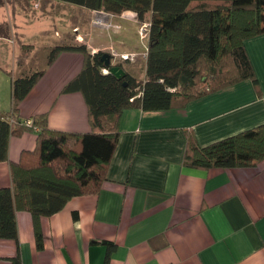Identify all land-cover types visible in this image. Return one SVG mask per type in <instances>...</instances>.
I'll return each mask as SVG.
<instances>
[{"label":"crops","instance_id":"crops-1","mask_svg":"<svg viewBox=\"0 0 264 264\" xmlns=\"http://www.w3.org/2000/svg\"><path fill=\"white\" fill-rule=\"evenodd\" d=\"M51 21L59 24L57 17ZM39 23L17 16L13 34L0 39V58L10 41L17 57L24 54L25 63L18 60L14 66L18 73L47 67L20 111L25 116L47 112L57 130H91L83 93L65 90L81 71L84 55L63 51L48 65L51 47L60 43V28ZM96 33L99 46L92 51L118 52L108 33ZM245 45L262 96L245 79L184 107L125 108L117 147L95 195L74 196L61 210L40 216L42 247L37 246L31 212L17 210L19 243L0 237V264H264V159L254 166L209 169L183 162L186 128L205 145L264 123V34ZM39 55V64L31 61ZM117 59L121 57H112ZM5 69L15 74L9 66ZM10 107L11 89L0 97V111ZM36 142L33 132L13 136L9 158L19 161ZM10 184L9 162L0 161V186Z\"/></svg>","mask_w":264,"mask_h":264},{"label":"trees","instance_id":"trees-1","mask_svg":"<svg viewBox=\"0 0 264 264\" xmlns=\"http://www.w3.org/2000/svg\"><path fill=\"white\" fill-rule=\"evenodd\" d=\"M62 1L114 14L131 9L140 20L147 16L148 51L142 77L124 68L126 76L118 79L104 71L101 55L105 51L93 53L79 41L51 47L48 65L63 51L84 55L81 71L65 90H80L84 95L91 124L85 132L51 128L47 112L21 113L22 100L46 66L18 74L5 69L11 77V107L0 111V161L9 162L11 184L0 186V237L19 243L16 212L28 210L39 247L43 246L40 216L61 210L74 196L95 195L99 189L118 144L117 127L125 108L184 107L245 79L263 94L245 41L264 34V0ZM25 132L36 134L35 149L23 151L19 161H12L9 142ZM185 132L186 165L203 169L254 166L264 159V123L205 145L189 129Z\"/></svg>","mask_w":264,"mask_h":264},{"label":"rangeland","instance_id":"rangeland-1","mask_svg":"<svg viewBox=\"0 0 264 264\" xmlns=\"http://www.w3.org/2000/svg\"><path fill=\"white\" fill-rule=\"evenodd\" d=\"M17 16L24 17L25 19L34 17L36 21L41 22L39 24L49 23L51 27L50 30L60 28L57 30L60 36V42H85L91 51L93 48L97 49L99 46L97 41L99 37L96 32L102 31L100 36H105L106 32V34L108 33L107 36L114 44L112 48H117L120 54L109 48L92 52H108L111 55V65H117L122 62L123 64H120V66L131 71L137 75V77H142L141 75L145 70L148 51L147 36L150 20L146 18L147 16L145 20H140L137 12L131 9H126L120 14H114L106 10L90 9L62 0H0L1 40L4 41L8 39V35L13 34ZM56 17L59 19V24H54L55 22L53 23V21H51ZM121 24L124 25V29L126 28L124 36L120 34L119 27ZM92 35H95L94 37L96 38L94 39ZM120 40H122V42L124 41V44L121 43ZM9 43L10 48L7 47L4 51V57L0 58V97L7 96L11 89V78L4 70L5 66L12 68L16 74L18 71H15L14 66L18 63V60L21 66L25 63L24 54H20L19 57H17V55H15L17 52L15 53L13 50V45L15 44L13 41ZM16 44H19V42L17 41ZM114 55L117 57L120 56L121 60L117 59L112 61ZM33 59L36 64H39L41 56H33L31 61ZM104 71L108 72L109 68L105 67Z\"/></svg>","mask_w":264,"mask_h":264},{"label":"water","instance_id":"water-1","mask_svg":"<svg viewBox=\"0 0 264 264\" xmlns=\"http://www.w3.org/2000/svg\"><path fill=\"white\" fill-rule=\"evenodd\" d=\"M101 60L104 62L105 67H108L109 71L118 79H121L126 76L127 72L122 66L111 65V55L108 52H104L101 55ZM123 84L126 85L127 81L125 80Z\"/></svg>","mask_w":264,"mask_h":264},{"label":"built area","instance_id":"built-area-1","mask_svg":"<svg viewBox=\"0 0 264 264\" xmlns=\"http://www.w3.org/2000/svg\"><path fill=\"white\" fill-rule=\"evenodd\" d=\"M123 58V57H122Z\"/></svg>","mask_w":264,"mask_h":264}]
</instances>
